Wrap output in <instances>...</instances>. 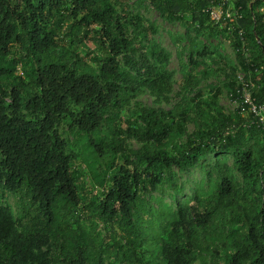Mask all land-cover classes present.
I'll return each instance as SVG.
<instances>
[{
  "label": "trees",
  "instance_id": "1",
  "mask_svg": "<svg viewBox=\"0 0 264 264\" xmlns=\"http://www.w3.org/2000/svg\"><path fill=\"white\" fill-rule=\"evenodd\" d=\"M148 1L165 22L189 14L196 37L233 48L246 77L223 88L237 118L218 106L222 87L201 100L185 144L184 109L131 111L145 92L170 93L174 74L166 50L145 44L146 19L111 0H0V264H264V122L241 113L245 89L264 106V0ZM188 40L192 88L221 55ZM124 136L144 147L129 151ZM109 154L120 159L106 167ZM82 156L102 190L80 182ZM211 159L188 195L180 173Z\"/></svg>",
  "mask_w": 264,
  "mask_h": 264
},
{
  "label": "rangeland",
  "instance_id": "2",
  "mask_svg": "<svg viewBox=\"0 0 264 264\" xmlns=\"http://www.w3.org/2000/svg\"><path fill=\"white\" fill-rule=\"evenodd\" d=\"M111 4L118 12H122L125 9L133 16L140 15L146 19L145 28L147 40L145 44H159L161 48L166 50L169 56V62L163 64L162 68L174 74L173 88L170 93H165L157 98L152 96L150 92H145L138 98L132 100L129 107L131 111L138 112L144 108L167 113L176 109H184L188 114L186 135L178 142L185 144L188 141V137L199 130V113L197 108L201 100L206 98L210 99L215 96L216 92L212 91V88L222 87L221 92L217 93L218 106L226 114L237 118L240 105L238 102L231 100L228 90L223 88V86L232 79H237L238 83H242L246 76L242 73L236 62L233 48L223 40L220 34L215 33L210 38L196 37L195 33L190 29L197 26L192 22L191 15H185L181 22L175 24L167 23L150 5L148 0H111ZM154 30H156L155 33ZM173 36H184V39L179 44H176L172 41ZM190 37L196 39L197 42L212 44L219 50L221 56L216 55L209 65L203 66L201 71L196 73L197 76H201L203 69H208L214 72L215 76L203 79L200 84L192 88H187L183 84V68L188 64V38ZM185 49L186 51H184ZM76 50L82 55L86 52V48L84 47H78ZM123 139L129 151H138L144 147V144L135 138L124 136ZM119 159L120 155L115 159L113 154H109L105 161L107 163L106 167H110L112 162H119ZM233 163L234 161L230 159V166L234 169L239 187L241 190H244L245 185L242 176L237 172ZM207 164L209 166L207 168H196L193 171L180 173L179 183L184 187L188 195L192 194L203 180L207 183L210 167H214L216 161L215 159H211ZM75 167L78 170L80 182L83 183L89 192L102 190L96 180L91 176L88 164L83 156L75 163ZM176 171L178 172L177 169ZM7 196L14 213H17L18 196L11 193H8ZM166 198L167 202H171L169 195Z\"/></svg>",
  "mask_w": 264,
  "mask_h": 264
},
{
  "label": "built area",
  "instance_id": "3",
  "mask_svg": "<svg viewBox=\"0 0 264 264\" xmlns=\"http://www.w3.org/2000/svg\"><path fill=\"white\" fill-rule=\"evenodd\" d=\"M223 16V10L221 7L216 8L212 12V18L214 21L219 22ZM232 16L231 13L227 14V17L230 18ZM242 114H250L255 118L260 119L261 122H264V106H258L254 103L250 92L245 89L244 90V103L241 106Z\"/></svg>",
  "mask_w": 264,
  "mask_h": 264
}]
</instances>
